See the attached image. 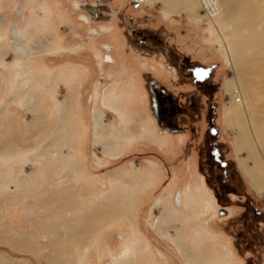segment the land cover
Masks as SVG:
<instances>
[{
    "label": "rangeland",
    "instance_id": "374dc122",
    "mask_svg": "<svg viewBox=\"0 0 264 264\" xmlns=\"http://www.w3.org/2000/svg\"><path fill=\"white\" fill-rule=\"evenodd\" d=\"M83 2L92 3L96 12L88 14L82 10L78 4ZM138 2L0 0V110L6 106H2L4 102H14L9 108L24 123L20 127L23 134L10 136L6 132L0 136V154L9 157L7 151L12 146L14 151V144L17 150L34 144L31 151L36 150L32 155L22 154L0 162V168L10 167L9 171L2 169L0 181L5 180L3 170L13 171L15 177L11 186L0 187V214H6L0 221V235L8 238L16 227L29 236L35 224L41 227V233L21 248L0 240V264H113L114 260L126 264L128 259L131 264H138L132 254L141 242L145 247L138 253L139 264H156L148 249L159 264H264V195L241 174L246 153L236 149L235 131L226 122L225 109L230 100L226 84L234 72L227 50L229 40L221 36L224 27L221 23L215 27L210 18L169 12L160 1ZM122 4L119 12L116 8ZM109 5L113 26L106 22L109 16L96 20L98 10L108 9ZM198 13L205 12L201 9ZM133 26L156 28L181 52L216 67L220 140L225 142V153L243 178L241 192L227 195L231 211L228 219L219 221L212 217L216 211L214 200L219 199L215 190L219 187L218 173L211 174L215 186L206 184V196L200 183L202 172L195 166L189 170L190 161L183 156L188 148L185 139L178 137L171 149L168 142L172 137L163 135L154 123L144 74L158 73L153 60H146L128 46L125 32ZM256 26L262 28L261 24ZM14 27L29 42L19 43L22 41L14 37ZM104 27L112 30L103 32ZM109 43L125 52L126 57L117 60L114 55L116 63L111 66L104 64L107 62L102 47ZM17 61L28 64L26 70L33 77ZM38 70L43 77L37 74ZM26 75L27 81L20 83ZM39 85L43 88L41 93L35 89ZM21 101L23 108L36 106L34 111L22 109ZM42 102L47 107L37 106ZM203 102L206 105L207 99ZM46 110L50 111L49 118L56 120H60V111H65L64 118L69 122H64L78 124L80 134L69 137L70 132L65 131V138L54 135L48 118L38 120L42 128L31 130L32 135L33 131L39 132L36 140L25 137L26 122L35 114L44 115ZM97 115L102 117L106 131L103 141H96ZM118 148L119 154L110 155ZM172 156H176L175 161ZM70 160L77 161L74 172V167L67 164ZM46 162L49 170L38 169ZM55 166L62 171H55ZM114 177L117 178L112 181ZM53 183L62 186L47 188ZM114 186L119 191L114 192ZM10 191L13 193L9 195ZM179 195L181 201L177 205ZM175 210L173 219L167 222L162 218ZM243 214L246 218L241 219ZM83 217L85 221L81 220ZM157 223L162 232L175 236L176 242L159 233ZM58 233L62 234V241L50 243ZM124 247L130 249L129 258L120 254ZM182 247L188 250V262Z\"/></svg>",
    "mask_w": 264,
    "mask_h": 264
},
{
    "label": "bare ground",
    "instance_id": "6f19581e",
    "mask_svg": "<svg viewBox=\"0 0 264 264\" xmlns=\"http://www.w3.org/2000/svg\"><path fill=\"white\" fill-rule=\"evenodd\" d=\"M155 1L156 2L160 1L163 7L169 12H182L191 17L193 16V17H198V18H201V17L210 18V20L214 22L215 27L218 28L220 23L222 24V27H224L225 32L224 33L221 32L222 34L221 36H223L224 39L229 40L230 44L227 50L230 55V60L232 62V67H233V72H234V77L229 79L226 84L227 92L230 94V100L228 104L226 105V109H225L226 110V122L228 126L233 131H235V134L233 135V138H234L233 140H234V145L236 149L240 153L241 152L246 153V156L242 158V168H243L245 175L248 177V179L250 180L251 184L255 187V189H257L259 192L263 193L264 195V23H263L264 22V0H155ZM201 9L204 10L205 12L203 15H199L198 13V11ZM257 24H261L262 28L261 29L258 28L256 26ZM14 29H15L14 33L16 34L14 37L17 38L19 41H22V42H19V43H22V45L25 44L26 37L23 34V32H21L16 27H14ZM16 63L18 65L21 64L23 66V69L29 70L28 64L25 65L26 63H23L20 61H17ZM26 73H29V71H27ZM28 75H31L33 77V74L29 73ZM28 75H26V77L21 78L20 83L22 82L25 83V81H27L26 78L28 77ZM35 89L38 90V87ZM37 92L35 94H37ZM35 107H24V108L25 110H28V111H34ZM11 111H12L11 108H9V106L7 105L0 110V123L2 124L0 125L1 126L0 136H3V134L7 135L6 132H8V135L10 136H16V135L18 136L22 133L23 127L22 129L20 127L24 123H22V119L19 116H17V114H13V112ZM64 112L60 111V115H61V117L59 116L60 120H56V118H52V117H50L51 118L50 119L49 115L51 114H50V111H47V110L44 113V115L42 113V116H40V114H35V116H33L30 120L27 121V125L25 126V131H24L25 137L32 136L31 130H37L36 129L37 127L39 129L42 128L40 127L41 125H38L39 124L38 122L44 119L48 120V118H49V121H51L52 123L51 125H53L54 135L61 134L63 136L65 131L66 132L69 131L70 134L67 133V135H71V136L76 133L80 134V130H79L80 128L78 129V127L80 126H78V124H76L75 126H72L71 124L64 122V121L69 122V120L64 118V115H65ZM37 116H40V117H37ZM102 120H103L102 117H99L98 115L95 118L96 129H97L96 130V141H99V140L101 141L103 138H106L104 137L106 136V131L104 130V127H103L104 124L102 123ZM9 122H11V124ZM73 127L74 128L76 127L77 129L76 128L74 129ZM33 132L36 133V131H33ZM8 141H11V140H8ZM15 146L16 145L14 144V148H15V149L13 148L14 151H12L13 146L11 147V150L10 148L8 149L10 151H7L9 153L10 158L9 157L4 158L2 157L3 155L0 154V161L4 162L6 159L7 160L13 159L16 156L22 155V154L32 155L33 153H35L34 152L35 149H32L33 151H31V148L30 150H28L29 148H27L26 150L24 149L22 150V147L20 146V149L17 150L18 148ZM119 152L120 150L118 148L114 152H112V154L110 155H117L119 154ZM79 160L81 161V159ZM76 162L75 160H70V163H68L72 165V168L74 167L73 172L76 170V167H77ZM4 172L6 175L7 170H4ZM116 178L117 177H114L112 181H114V179L116 180ZM113 188H115L114 192L119 191L120 189L118 186L117 187L114 186ZM177 201H178L177 203L178 205L181 201L180 195ZM176 210L175 212L170 213L169 215H166V213L163 214L162 218L168 222L169 220L173 219L172 216H174V214L176 213ZM80 211L81 213H83L82 210ZM5 215L6 214H2V215L0 214V221L5 217ZM175 217H177V215ZM85 219L83 217V219L81 220L85 221ZM98 220H101V219L98 218ZM83 226L85 227V225ZM159 228H160V224L157 223V226H156L157 231L165 235L168 239L176 242L175 236L170 234L168 231L164 233ZM35 229H36L37 234L41 233V230L38 228L37 225H35ZM21 232L22 231H19L15 227L13 234L10 237H8V242L15 248H21L24 245H27L28 241L31 239L32 234H30L29 235L30 237H29V236L24 235ZM209 233H211L212 235H215V232L212 230H210ZM0 238H3V237L0 235ZM62 238H63L62 234L58 233V236L55 240L62 241ZM137 238L138 240H141L140 237H137ZM5 241H6V238H5ZM53 242L55 241L53 240L50 243H53ZM75 245L77 246V244ZM143 247H145V245L143 246L141 242V245L138 248H136V250L132 254L133 255L132 258L138 264L140 263V258L138 256V253L141 254V250L143 249ZM148 250L150 251L151 258L152 259L154 258L155 263L159 264V261L156 259L155 254L150 249ZM181 250H182V253L186 261L188 262L189 260H191L188 257V250L183 247L181 248ZM109 251H110V254H112V250L110 249ZM80 252L78 254H80ZM120 254L123 257L129 258L130 249L128 247H124ZM202 257L203 259H205L204 256ZM118 261L114 260L113 264L119 263ZM129 263L131 264L130 259L127 260L126 264H129Z\"/></svg>",
    "mask_w": 264,
    "mask_h": 264
},
{
    "label": "flooded vegetation",
    "instance_id": "af4514ba",
    "mask_svg": "<svg viewBox=\"0 0 264 264\" xmlns=\"http://www.w3.org/2000/svg\"><path fill=\"white\" fill-rule=\"evenodd\" d=\"M137 1L139 4L142 0ZM78 5L88 14L96 12L83 8L86 5L93 6L92 3L83 2ZM98 11L96 20L101 21L106 19L105 17L109 16L112 10L109 7ZM111 20L109 16L106 22H111L108 24L113 26ZM108 30L111 31L112 28H103V32H109ZM128 32L126 42L133 52L164 67L162 70L159 66L156 70L158 74L153 73L152 75L150 72L144 74L155 125L161 129L163 135L166 134L168 137L187 136L185 145L188 148L184 150L183 156L185 158H190L193 154L196 156L197 169L202 172L200 183L206 196L209 194V187L206 184L213 188L215 186L211 183V174L218 173L219 187L215 190L219 194V199L217 201L213 199L216 211H213L212 217L219 221L230 218L231 211L228 208L230 202L227 195L241 192L243 179L238 176L237 166L225 153V142L220 140L222 132L220 134L217 124L218 102L215 100L220 86L215 78L216 67L192 59L190 55L178 50L170 39L165 38L156 29L133 26ZM102 47L105 49L102 51L105 62H107L104 64L109 66L115 64L114 55L117 54V47L111 43ZM133 84H135L134 81ZM204 98L207 99L206 105L203 102ZM202 125L204 126L203 132ZM203 201L206 203L205 206H208V200ZM240 217L241 219L246 218L244 214Z\"/></svg>",
    "mask_w": 264,
    "mask_h": 264
},
{
    "label": "crops",
    "instance_id": "0c3cea01",
    "mask_svg": "<svg viewBox=\"0 0 264 264\" xmlns=\"http://www.w3.org/2000/svg\"><path fill=\"white\" fill-rule=\"evenodd\" d=\"M142 1H144V0H142ZM141 1V2H142ZM123 5L124 4H122L121 6H119L118 8H116V9H118L119 10V12L121 11V9H122V7H123ZM110 6V8H111V10H112V5H109ZM111 14H112V11H111ZM111 14L109 15L110 17H111ZM150 29H156V28H150ZM129 30H127L126 32H125V37H127V35H128V32ZM26 36V35H25ZM26 40H27V42H29V40L27 39V36H26ZM125 40H126V38H125ZM138 54V53H137ZM140 55V54H139ZM116 58H117V60L119 59H121V60H123V59H125L126 57H125V52H122V51H120L118 48H117V54H116ZM154 65H155V69L157 70L158 68H159V63H157V64H155V63H153ZM43 67H44V65H42V66H40V68L41 69H43ZM161 67V69L162 70H164V67L163 66H160ZM33 72V71H32ZM40 74V72H39V70H38V72H37V74ZM32 74V73H31ZM39 77V76H38ZM41 77H43L41 74H40V78ZM39 79V78H38ZM40 86V88H38V90L41 92L42 90H43V88H42V86L41 85H39ZM41 88H42V90H41ZM45 88V87H44ZM55 89V88H54ZM44 91H46V88H45V90ZM21 97V96H20ZM22 102V101H21ZM24 102H22V103H20V106L22 107V109H24L23 108V106H24V104H23ZM15 103L14 102H4L3 104H2V106H5V105H8V106H13ZM27 105V103L25 104V106ZM37 106H44V107H47V106H45V104H43V102L41 103V104H37ZM18 116V115H17ZM27 123V122H26ZM39 132H37V133H35V134H33L32 136L33 137H31L30 136V140H36V135L38 134ZM53 133V132H52ZM76 134H78V133H76ZM60 136H62L61 134H60ZM69 137L71 136V135H68ZM63 137L65 138L66 136L65 135H63ZM3 139H8V137H6V138H4L3 137ZM178 139V137L177 138H170V140H169V142H168V144L170 145L169 147L171 148V149H174L173 147H174V145H175V143H176V140ZM183 139H185L184 140V145H185V142H186V140H187V136L186 135H184V137H183ZM61 140V139H60ZM32 145H34V144H29V146H27L29 149L31 148V147H33ZM120 150V149H119ZM36 151V150H35ZM34 151V152H35ZM171 154V153H170ZM173 158H172V161L174 160H176V156H172ZM8 158V157H7ZM189 159V161H190V164H188L189 165V170H192L193 168H194V166L196 167V169H197V165H196V163H197V158H196V156L193 154L190 158H186L185 160H188ZM192 160V161H191ZM194 161V162H193ZM0 162H2V161H0ZM7 162V161H6ZM68 164V163H67ZM42 166L40 167V168H38V169H40V170H47L48 168H51V167H47V162H46V164L45 165H43V164H41ZM187 165V164H186ZM4 168H6L8 171H9V166L8 167H1L0 168V173L2 174L3 172H2V169H4ZM52 168H54V167H52ZM55 171H56V169L59 171V170H61L62 171V168L61 167H56L55 166ZM238 169V168H237ZM49 170V169H48ZM198 170V169H197ZM4 171V170H3ZM7 171V174L5 175V180H1L0 181V187L1 188H5V187H8V186H11V184L14 182V173H13V171H11V172H8ZM10 173V174H9ZM4 174H5V172H4ZM62 172H61V174L59 175V179H60V181L62 180ZM241 174L243 175V177L245 176L244 175V173L242 172V170H241ZM10 175V176H9ZM11 177V179L9 180V178ZM57 177L54 175V179H56ZM243 179V178H242ZM9 180V181H8ZM6 181L8 182V183H6ZM5 182V183H4ZM52 186H55V187H57V186H62V185H56V184H49L48 186H47V188L48 187H52ZM46 188V189H47ZM51 189H53V188H51ZM45 191V189L42 191V192H44ZM7 192V191H6ZM41 192V193H42ZM11 193H13L12 191H10V193H9V195L11 194ZM11 197V196H10ZM2 201V200H1ZM98 201V200H97ZM35 225H37L38 226V228L41 230V227H40V225H38V224H35ZM34 230L35 231H33L31 234H32V236L31 237H37L40 233H36V229H35V227H34ZM14 231V230H13ZM36 235V236H35ZM57 236H58V234H57ZM57 238V237H56ZM55 238V239H56ZM0 239H3L4 240V242H6L7 241V243H9L8 242V238H6V241H5V238H0ZM55 239H53V240H55ZM53 240H51V241H53ZM10 244V243H9ZM48 245V244H47Z\"/></svg>",
    "mask_w": 264,
    "mask_h": 264
},
{
    "label": "water",
    "instance_id": "95a60500",
    "mask_svg": "<svg viewBox=\"0 0 264 264\" xmlns=\"http://www.w3.org/2000/svg\"><path fill=\"white\" fill-rule=\"evenodd\" d=\"M84 9L88 10V11H96V9L93 7V6H90V5H86L83 7ZM154 96H155V93H154ZM157 115V114H156Z\"/></svg>",
    "mask_w": 264,
    "mask_h": 264
}]
</instances>
